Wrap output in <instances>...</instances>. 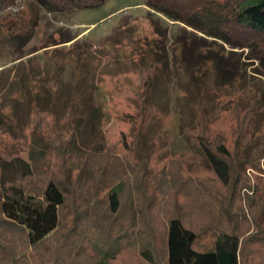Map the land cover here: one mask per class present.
I'll use <instances>...</instances> for the list:
<instances>
[{"label":"rangeland","instance_id":"obj_1","mask_svg":"<svg viewBox=\"0 0 264 264\" xmlns=\"http://www.w3.org/2000/svg\"><path fill=\"white\" fill-rule=\"evenodd\" d=\"M151 12L146 0H101L95 8L69 12H50L36 0L0 7V157L27 159L33 140L67 134L69 120L80 119L81 152L114 149L103 165L113 185L133 178V165L136 175L144 166L152 194L162 197L156 176L167 171V198L181 185H172L176 174L207 178L217 207H210L211 217L219 212V223L231 224L224 211L241 206L256 233L247 210L253 188H264V59L220 41L209 44L210 38ZM214 61L230 70L225 78ZM71 106L74 116L63 118ZM199 135L211 142L221 136L235 169L246 177L248 187L231 209V190L216 183L196 150ZM59 147L54 141L45 147L50 160L37 167V189L48 167L54 171L61 164ZM106 190H91L88 213L101 214ZM64 212L70 222L69 208ZM146 237L138 238L137 250Z\"/></svg>","mask_w":264,"mask_h":264},{"label":"trees","instance_id":"obj_2","mask_svg":"<svg viewBox=\"0 0 264 264\" xmlns=\"http://www.w3.org/2000/svg\"><path fill=\"white\" fill-rule=\"evenodd\" d=\"M15 1L0 0V7L6 10ZM36 2L50 12H69L95 8L101 0ZM146 4L151 14L191 28L210 38L209 44L220 41L264 59V0H146ZM212 64L222 77L230 73L220 61ZM230 108V103L221 106L222 111ZM73 110L69 107L63 118L71 119ZM70 121L72 131L55 134L51 140L60 145L62 162L57 170L48 167L50 177L40 188L34 186V177L38 165L50 160L45 152L50 140L42 136L33 140L27 159L0 157V264H264V188L257 185L249 198L247 211L256 233L250 231L241 206L239 212L224 211L231 224L223 226L219 212L211 217L210 207L217 209L208 185L211 180H182L176 174L172 185L177 181L181 185L167 198L165 188L172 180L167 171L156 176L165 187L160 188L162 197L152 194L144 166L136 175L133 165V178L115 186L103 166L114 158V149L101 145L81 152L80 119ZM196 150L216 183L231 190L227 206L231 209L247 180L235 169L223 138L211 142L199 135ZM97 188L107 189L102 215L86 211L91 190ZM66 208L72 219L65 223ZM145 235L149 241L137 250L138 238ZM157 243L160 249L155 248Z\"/></svg>","mask_w":264,"mask_h":264}]
</instances>
